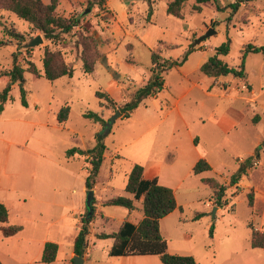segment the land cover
<instances>
[{"label":"rangeland","instance_id":"374dc122","mask_svg":"<svg viewBox=\"0 0 264 264\" xmlns=\"http://www.w3.org/2000/svg\"><path fill=\"white\" fill-rule=\"evenodd\" d=\"M154 1V15L148 21L146 2H139V11L130 15L124 7H119V0H112L115 3L113 21L127 27L128 35L123 44H116L114 52H118L119 63L113 67L125 85L136 89L143 78H148L151 50L160 41L182 45L162 51V56L176 60L182 57L188 40L189 46H193L209 31L213 34L194 46L198 51L190 57L183 71L176 68L164 75L166 89L159 94V100L145 101L130 119L119 118L118 124L107 130L83 117L86 111H103L104 117L110 119L118 111L111 104L101 108L96 97L105 80L111 79L110 73H103V68L98 67L99 76H96L85 74L82 69V57L94 59L97 55L98 63L103 56L102 49L111 47L113 42L108 38L107 22L102 23L107 15L103 18V8L95 7L101 1L85 0L80 2V7L71 0H61L56 15L78 19L79 23L70 33H60L52 40L14 13L0 10V23L21 33L26 41L24 45L37 36L43 39L42 44L30 49L19 47L16 40L10 46L0 47V70L10 69L13 54L19 52V63L26 67L27 62L32 61L44 73L46 49L57 52L63 61L75 67L74 77L53 82V89L46 79L38 80L27 73V107L21 103L17 84L11 91L5 118L12 120L10 141L13 144L0 145V170L5 184L17 183L16 192L9 198L11 222L25 226V231L20 240H9L5 245L0 241L6 264H44L38 246L43 239L59 242L58 260L67 248H73L74 220L60 219L61 211L55 206L51 212L40 214V210L46 211L47 204L52 203L50 198L42 201L39 195L36 201L29 200L23 205L25 211L22 212L18 210L21 208L18 201L27 193L32 181L38 186L44 179L46 162L57 163L67 167L70 173L69 176L51 171L49 180L62 186L57 197L63 199L65 206L75 207L81 196L85 206L83 218L88 208L87 193H82V186L85 169L90 167L83 157L67 158L66 152L73 147L93 148L100 134L108 150L98 178V197L104 200L117 196L131 198L125 187L134 165L160 162L163 183L173 186L180 206L160 223L170 252L193 256L198 264H264V249L251 247L252 229L264 232V53L248 56L246 79L222 76L213 86L214 80L200 71L202 64L215 56L225 43L230 42V51L220 58L233 68L240 65L245 45L264 47V0H219L224 10H217L216 5L209 2L200 5L201 11L195 9L196 0H186L183 19L167 14L171 0ZM236 1H241V6L234 14L229 5ZM43 2L49 3V0ZM91 5L90 12L85 14ZM2 39L9 38L0 25ZM4 86V80H0V92ZM65 105L71 107V113L68 122L62 125L57 121V114ZM108 113L113 115L108 117ZM179 114L184 120L181 121ZM224 119L234 120L236 127L225 131L219 125ZM33 125L35 127H30ZM4 148L10 150V155ZM195 149L210 164V171L193 174L191 164ZM247 160L246 173L238 185H232V176ZM207 178L217 179L228 187L225 196L228 204L219 208L217 216L212 208L217 207L212 200L213 190L204 181ZM249 193L253 195V207ZM95 209L98 211H95L94 227L88 239L93 250L86 264H108L105 258L113 239L95 238L93 232L115 233L124 220L134 221L132 217H143V214L97 202ZM208 210L212 211L210 216ZM199 214L202 216L196 220ZM0 237L4 239L1 234ZM154 259L162 264L157 256ZM68 260L71 264L70 256ZM109 264L120 263L115 260Z\"/></svg>","mask_w":264,"mask_h":264},{"label":"trees","instance_id":"16d2710c","mask_svg":"<svg viewBox=\"0 0 264 264\" xmlns=\"http://www.w3.org/2000/svg\"><path fill=\"white\" fill-rule=\"evenodd\" d=\"M61 0H49V3H44L43 0H0V10L14 13L22 20L31 24L36 30L40 31L46 39L52 40L58 38L60 33H70L72 29L79 23L78 19H65L56 15V10ZM101 1V4L104 0ZM149 5L147 20L150 21L153 15L152 0H146ZM186 0H172L167 5V14L179 19H183V8ZM213 2L217 10H224L220 6L219 0H196V11H201L200 5ZM241 1H236L229 5L232 12H238L241 6ZM100 4V5H101ZM92 9V5L89 7ZM3 28L4 35L9 39L0 40V47L10 46L13 40L18 42L19 47L25 46L24 36L15 29L9 28L3 23H0ZM159 48L151 51L150 68L151 75L146 84L135 91L130 98V101L122 106H119L112 97L104 91L96 92V97L100 101L101 107H106L107 104L113 105L116 110L120 111L123 118L130 119L133 113L147 99L159 95L165 89L164 75L170 70L182 67L189 56L196 51L194 46H190L182 58L179 60L166 59L162 56L163 48H176V45H167L165 42L159 43ZM168 46V47H165ZM230 51V42L223 44L217 49V54L208 59L204 63L200 71L207 77L214 79L218 83L222 76L232 75L235 78L246 79V60L251 54L264 53V47H258L253 44H247L241 51V63L237 68L230 67L225 63L220 56L228 55ZM19 52L13 54V65L8 70H0V78H9V83L0 92V112L4 110L5 105L10 99V94L13 85L17 84L20 87L21 103L24 107L28 106L26 74L30 73L37 78L45 77L53 82L63 77L72 78L75 73V67L63 61L57 52L50 49L45 50L42 74L37 66L28 61L26 67L18 62ZM83 70L86 74H92L97 65L98 56L94 59L82 57ZM71 108L69 105L64 106L57 114L59 124L67 122ZM117 112V111H116ZM83 117L89 121L100 124L105 127L106 121L100 113L87 111ZM197 142V141H196ZM107 146L103 142L102 135L96 137V144L93 148L83 150L78 147H73L66 152L68 158L75 155H86L87 162L90 164L88 176L85 180L87 190H93L98 183L101 168L106 159ZM258 153V152H257ZM249 161H244L242 167L231 178L232 185H238L243 173H246ZM211 170L210 164L205 159H200L193 168V174L199 175ZM144 167L134 165L125 191L133 196V198L125 196H117L104 202V206L123 207L130 211L136 210V202L142 199L141 212L144 215L143 220L135 225L129 221H124L119 230L112 234L102 233L98 235L100 239L111 238L114 240L112 248L108 255L111 257L121 256H159L162 264H197L193 256L173 255L168 253V243L163 238L160 229L161 220L173 213L177 208V199L173 189L159 184L157 179L145 180L143 177ZM205 183L213 190L212 200L216 202L218 208L228 204L225 199L228 187L221 184L217 179L207 178ZM239 189V187H237ZM250 206L253 207V195L248 194ZM94 212L89 215L87 210L82 218V225L74 242L75 256L83 257L87 248V237L89 235V227L95 217V200L93 201ZM202 216L197 215L196 220ZM9 219L8 208L0 203V224L7 223ZM4 237H12L22 231V226H4L2 227ZM214 225L210 228L211 238L213 237ZM251 247L253 249H264V232L253 230L251 232ZM58 245L48 242L45 244L41 262L51 264L56 260ZM73 264V259L71 260ZM0 264L2 262L0 261Z\"/></svg>","mask_w":264,"mask_h":264},{"label":"crops","instance_id":"0c3cea01","mask_svg":"<svg viewBox=\"0 0 264 264\" xmlns=\"http://www.w3.org/2000/svg\"><path fill=\"white\" fill-rule=\"evenodd\" d=\"M71 1L75 5L80 6V2H83L85 0H71ZM152 1H153L152 6H153V4H154L155 1L154 0H152ZM119 2H120L119 3V7H121V8L124 7V9L127 12H129L130 15H131L132 12H138L139 11L138 10L139 9L138 8L139 7V4H138L139 2H142V3L143 2H146L147 3L146 0H119ZM113 4H115V3H113L112 0H104V2L101 5L98 4V5L95 6L96 8H98V6L100 8H103V10H102V17L103 18H104L105 15H107V18H104V20L102 21V23H106L107 22L106 23V25H107V33L109 32L108 33L109 34L108 35V38H112L113 39V42L111 43V47H109V48L105 47V48L102 49V55L103 56L99 60V62L97 63V65L95 67V71L92 74H96V76H99L97 74V68L98 67H100V68L102 67L103 68V73L105 71L108 72V73H110L111 79L110 80H108V79L105 80L104 86H103L102 90H100V91L107 92L112 97V99L115 101V103H117V104H123L124 103L125 104V103H127L129 101V98L132 97V95L135 93L136 90H138L139 88H141L142 86H144L146 84L147 80L149 79V77L151 75V72H150V75L148 76V78H143L142 79L141 83L139 84L138 88H136V89H133L132 85H129V86L125 85L123 82H121V80L116 75L117 72L113 68L116 65H118V63H119L118 52H114V51H116L115 50V48L117 47L116 44L118 42L120 45H122L123 44V40L125 39V37L128 34H127V30H126L127 27H126L125 24L123 25V23H118L116 21H113V19L115 18L114 11H113L114 10ZM147 5H148V3H147ZM148 10H149V5H148ZM153 15H154V7H153ZM153 15H152V17H153ZM152 17H151V19H152ZM190 43H191L190 40H188V44H187L188 47H190L189 46ZM167 45H174V44H167ZM175 45L177 46L176 48H172V49H170V48H163L162 51H165L167 49L173 50V49H177V48H181L182 47V45H179V44H175ZM187 45L185 43V45H184V47H185L184 53L188 49L187 48ZM159 46L160 45L158 44V46L156 48H154L153 50L158 49ZM197 51L198 50H196L195 52H197ZM194 53H192L189 56L188 61H189L190 57ZM164 58H166V59H172V58H167V57H164ZM181 58H179V59H181ZM179 59H176V60H179ZM173 60H175V59H173ZM185 64L182 67H179L177 69H180L181 71H183L184 70V67H185ZM151 66H152V63H151ZM37 79L38 80H43V79H46V78L45 77H40V78H37ZM210 79H212V78H210ZM0 80H4V85H5L4 88L9 83V78H7V77L0 78ZM46 81L50 83V85H49L50 89H53V86H54V83L53 82H55V81L51 82V81H49L47 79H46ZM214 85L215 84H214V81H213V86ZM14 86L15 85H13L12 89L14 88ZM211 88H212V86L210 87V89ZM165 89H166V82H165ZM165 89L163 90V92L165 91ZM152 98H154L156 100H159V95H157L155 97H152ZM147 100H149V99H147ZM147 100H145V101H147ZM160 104L163 105L161 102H160ZM6 109H7V104L5 105L4 110L2 112H0V145L10 146V145L13 144L12 141H10V139L12 137L11 136V131H10V128H11L10 127V124L12 123V120L5 118ZM100 114L103 117L105 116L104 113H103V111ZM112 115H113L112 113H110V114L108 113V117H111ZM179 116H180L179 118L181 119V121H182V119L184 120V118H183V116L181 114H179ZM69 118H70V115H69ZM69 118H68V120H69ZM120 118H123V115H121ZM105 119L109 121V118L108 119L105 118ZM124 119H126V118H124ZM68 120H67V122H68ZM67 122H65V123H67ZM65 123H63L62 125H64ZM95 124H97V123H95ZM115 124H118L117 121L114 123V125ZM97 125L100 126V124H97ZM219 125L225 131H230L231 129H234L237 124H236V122L234 120L224 119V120H222L220 122ZM30 127H35V126L33 125V126H30ZM196 141H197V139H196ZM78 148H80V147H78ZM176 149L179 150L178 148H176ZM4 150L5 151L7 150V154L10 155V150L8 148L7 149L4 148ZM83 150L86 151V149H83ZM193 152H194V156L195 157H194L193 162L191 164L192 172H193V168L195 167V165L197 164V162L200 159H204L203 156H202V154L200 152H198L197 149L193 150ZM77 156L83 157L84 162L86 164H88L89 167H90V164L86 161L87 160V156L86 155H78L77 154V155H75L73 157L75 158ZM73 157H70V158H73ZM143 167H144L143 177H144L145 180H154V179H157L159 181V184H161L163 186H166L168 188H171V189L173 188V186L171 184H165V183H163V179H162L163 164L162 163L153 161L150 164H147L146 166H143ZM55 170L61 172L62 174L65 173V174H67V175L70 176V173H69L67 167L62 166V165L57 164V163H48V162H46L45 165L43 166V171H44V175L43 176H44V179H41L40 180L41 183H39L38 186L35 184L34 181H32L31 185H29L27 187V191H26L27 193H25L23 195L22 199L18 201V203L21 204L20 205L21 208H19L18 210L21 211V212L22 211H25L23 209L24 208L23 205L27 204L29 200H31L32 202L33 201H36V198L35 197H37L39 195H40L42 201H44V200L47 201L50 198L52 200V203L47 204L46 211H43L44 209L40 210V214H42L43 212H51L52 211V207L55 206L57 209H59V211H61L60 219H64L65 217L72 218L74 220V222H73V229H74L75 233H74L73 236H74V242H75V239H76V237H77V235L79 233V230L81 228V225H82V221H81L82 219L81 218H82L83 214L85 213L84 200L80 196V198L78 199L75 207H67V206H65L63 199H58V197H57L58 192L57 191H58V189L61 190L62 189V186L59 185V183H57V182H53V181L51 182L49 180L51 171H55ZM85 171H86V176L84 178V185L82 186V193L83 192L84 193H87V191H88L87 188H86V186H85V180H86V177L88 176L89 168H86ZM98 183L95 186V188L93 189L94 190V194H95V203L97 202L98 204H101V205L104 206V202H106L107 200H104L101 196L100 197L97 196L98 195V191H99ZM16 184L17 183H8V184H5L2 181V170H0V203L4 204L8 208V210H9V219H8L7 223L0 224V234L4 237L3 232L1 230L2 227H4V226H14V225L22 226V231L19 232L18 234H16L15 236H12V237H4V239L0 237V241L3 242L4 245L7 244L6 242H8L9 240H20L22 238V236L24 235L23 233L25 231V226H23L21 224H14V222L13 223L11 222V220H13V215H12L13 213H12L11 208H10V205H9V198L11 197L12 194H14L16 192V190H17L16 189ZM36 191L38 193H36ZM174 192H175V190H174ZM175 195H176V193H175ZM131 198H133L132 195H131ZM176 199H177V197H176ZM139 205H140V207H139ZM208 206L209 205L207 204V208H208ZM136 207H137L136 210H138V211L141 212L140 209L142 207V199L140 201L136 202ZM178 208L180 209L179 204H178ZM212 208H213L214 215L217 216L219 214V212H220V209L217 208V207H215V206H213ZM136 210H133V211H130V212H133L134 213V211H136ZM86 211H87V209H86ZM95 211H98V210L95 209ZM211 212L212 211L208 210V212H207L208 213V216L211 215ZM132 218H133L134 221H129V220H124V221H129V222H131V223H133L135 225H138L143 220L144 215H143V217L140 216L139 218H134V217H132ZM122 223H121V225H122ZM93 227H94V220L90 224V227H89V235L87 237V248H86L85 254L83 256V258H84V264H86L87 261L90 259V255L92 254V250H93V248L90 247L89 246V243H88V239H89L90 235L92 234V232H90V229L93 228ZM160 229H161V225H160ZM259 231L263 232L262 230H259ZM100 234H102V233H100ZM100 234L99 233H96V232H93V235H94L95 238H98V235H100ZM48 242H52V241L43 239V240H41V241L38 242L39 252L41 253L42 256H43V251H44L45 244L48 243ZM52 243H56L58 245V252H57L56 260L53 263H51V264H56L57 262H58V264H69L68 257L70 256V259L71 260L75 257V254H74V246H73L72 249L70 247L67 248V250H65L63 252V255L60 258V260H58V256L60 255V252H61V246H60L59 242H57V241L56 242H52ZM113 244H114V240H113ZM113 244H112V246H113ZM112 246H111V248H112ZM1 247L2 246L0 244V261L2 262V264H6V262H5L6 254H4V253L2 254V252H1V249L2 248ZM109 250H108V252H109ZM167 251H168V253L173 254V255H180V254H177V253L170 252L169 245H168V250ZM108 252L106 253L107 255H106V258H105V259H107L106 262L108 264L115 262V260H118L120 264H158L156 262V260L154 259V257H156V256H140V255H134V256L111 257V256L108 255ZM42 256H41V259H42ZM183 256H187V255H183ZM157 257L159 258V256H157ZM44 264H46V263H44ZM197 264H198V262H197Z\"/></svg>","mask_w":264,"mask_h":264},{"label":"water","instance_id":"95a60500","mask_svg":"<svg viewBox=\"0 0 264 264\" xmlns=\"http://www.w3.org/2000/svg\"><path fill=\"white\" fill-rule=\"evenodd\" d=\"M90 9L85 11V14L89 13ZM212 31H209L205 36L201 37L199 40L196 41V43L193 46H196L197 44L203 42L204 40H206L207 38H209L212 35ZM43 43V39L41 36H37L33 39H31L29 41V43H27L24 47L26 49H30V48H34L40 44ZM121 117V113L120 111H117L112 118L109 119V121L106 123L104 130L110 129L114 123L116 122L117 119H119ZM95 200V194H94V190H89L87 191V208L89 210V215H92L94 212L93 209V201ZM74 263L73 264H84V258L83 257H79V256H75L73 258Z\"/></svg>","mask_w":264,"mask_h":264},{"label":"built area","instance_id":"2783aa9c","mask_svg":"<svg viewBox=\"0 0 264 264\" xmlns=\"http://www.w3.org/2000/svg\"><path fill=\"white\" fill-rule=\"evenodd\" d=\"M255 165L258 166V162H255Z\"/></svg>","mask_w":264,"mask_h":264}]
</instances>
